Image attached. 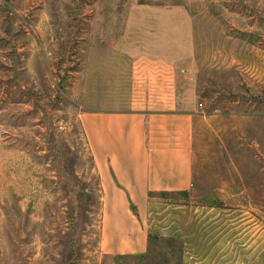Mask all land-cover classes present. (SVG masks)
I'll return each instance as SVG.
<instances>
[{
  "label": "rangeland",
  "instance_id": "rangeland-1",
  "mask_svg": "<svg viewBox=\"0 0 264 264\" xmlns=\"http://www.w3.org/2000/svg\"><path fill=\"white\" fill-rule=\"evenodd\" d=\"M149 102L192 116L193 173L139 262L101 248L80 119ZM0 264H264V0H0Z\"/></svg>",
  "mask_w": 264,
  "mask_h": 264
},
{
  "label": "crops",
  "instance_id": "crops-1",
  "mask_svg": "<svg viewBox=\"0 0 264 264\" xmlns=\"http://www.w3.org/2000/svg\"><path fill=\"white\" fill-rule=\"evenodd\" d=\"M150 104L92 111L80 119L105 195L101 236L105 254H145L148 235L143 219L149 195L187 192L192 187V116L153 111Z\"/></svg>",
  "mask_w": 264,
  "mask_h": 264
},
{
  "label": "trees",
  "instance_id": "trees-1",
  "mask_svg": "<svg viewBox=\"0 0 264 264\" xmlns=\"http://www.w3.org/2000/svg\"><path fill=\"white\" fill-rule=\"evenodd\" d=\"M175 193H177V192H175ZM178 193H181V194H184V195H186V192H178ZM161 194V193H160ZM167 194H169V193H167ZM153 194H150L149 196L151 197ZM132 210L134 211V208H132ZM135 258L136 259V261H139V262H141V261H143L145 258H146V255H144V254H142V255H125V256H118V258Z\"/></svg>",
  "mask_w": 264,
  "mask_h": 264
}]
</instances>
